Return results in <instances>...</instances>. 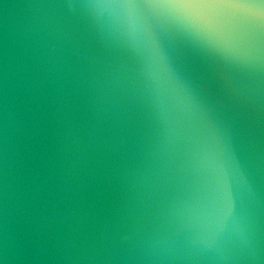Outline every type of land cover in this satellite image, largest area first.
<instances>
[{"label":"water","instance_id":"obj_1","mask_svg":"<svg viewBox=\"0 0 264 264\" xmlns=\"http://www.w3.org/2000/svg\"><path fill=\"white\" fill-rule=\"evenodd\" d=\"M0 0V264H264V0Z\"/></svg>","mask_w":264,"mask_h":264},{"label":"snow or ice","instance_id":"obj_2","mask_svg":"<svg viewBox=\"0 0 264 264\" xmlns=\"http://www.w3.org/2000/svg\"><path fill=\"white\" fill-rule=\"evenodd\" d=\"M176 2L179 8L192 13L193 19L202 24H208V19L198 11L199 9L231 8L248 15H255L243 0H176Z\"/></svg>","mask_w":264,"mask_h":264}]
</instances>
